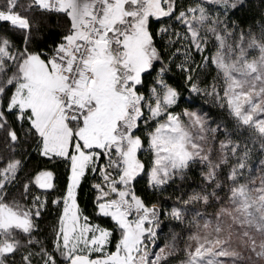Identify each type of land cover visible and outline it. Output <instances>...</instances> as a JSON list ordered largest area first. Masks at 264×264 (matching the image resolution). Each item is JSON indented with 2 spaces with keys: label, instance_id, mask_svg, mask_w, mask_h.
I'll return each mask as SVG.
<instances>
[{
  "label": "snow or ice",
  "instance_id": "obj_1",
  "mask_svg": "<svg viewBox=\"0 0 264 264\" xmlns=\"http://www.w3.org/2000/svg\"><path fill=\"white\" fill-rule=\"evenodd\" d=\"M205 3L222 11L213 16ZM243 6L244 0H201L187 8L176 0H0V264H168L180 250L181 264H264V174L258 186L245 176L249 141L264 152V24L256 33L229 23V10ZM54 16L61 31L41 48L37 35ZM165 17H175L183 34L168 26L154 31ZM157 35L169 36L167 51ZM181 41L187 48L177 67L188 90L228 113L223 126L211 111L201 115L202 107L176 111L181 93L164 74L181 49L168 52ZM193 48L201 54L196 68ZM251 52L258 55L250 59ZM154 61L161 67L146 82ZM202 67L216 70L211 90L200 87ZM239 129L247 133L243 147L233 140ZM209 134L213 141L224 137L215 160L213 148L204 147ZM145 140L147 162L138 158ZM25 145L39 157L61 160L59 187L53 171L39 164L25 171L31 159ZM229 151L236 162L224 172ZM197 162L203 186L170 211L149 207L133 187L146 176L145 194L163 192L185 181ZM89 172L91 214L78 196ZM49 190L56 198H48ZM225 199L232 210L221 208L215 223L205 219L212 214L196 212L189 222L196 232L183 249L173 233L156 250L160 216L183 223L189 205L206 210ZM49 205L56 213L44 244L33 233ZM98 218H110V226L94 223Z\"/></svg>",
  "mask_w": 264,
  "mask_h": 264
},
{
  "label": "trees",
  "instance_id": "obj_2",
  "mask_svg": "<svg viewBox=\"0 0 264 264\" xmlns=\"http://www.w3.org/2000/svg\"><path fill=\"white\" fill-rule=\"evenodd\" d=\"M23 2V0H22ZM201 0H176L177 7L187 8L189 6H194L197 3H200ZM204 7L209 9L210 13L214 16L218 11H222V9L218 8V6L205 3ZM221 19H225V17H221ZM227 19L229 23L235 22L236 24L240 25L241 28L247 29L250 26L252 27L253 31L258 33L261 24H264V0H244V6L242 8L237 9H230ZM242 22V23H241ZM56 18L55 16L50 21H45V27L41 34L37 35V41L41 48H45L49 46L52 42V39L55 38L53 35L61 31V28L56 26ZM162 26H168L169 31H180L183 34L184 29L181 28L179 22L175 20V17L172 19H168L167 17L162 18V24H153V30L158 31ZM49 28H51L52 32H49ZM237 33H239V28L237 29ZM176 37L172 36V40H175ZM214 39V38H213ZM169 40V36L164 35H157L155 37L156 44L161 48L162 51H167L164 48L165 42ZM19 43L20 41H16ZM183 45V47H182ZM211 48L212 52H215L216 49L212 48L211 42L208 45ZM176 48L181 49V54L176 55L172 58V62L170 65V70H168L164 74V79L170 85L176 87L178 91L181 93L179 99L180 107L176 109L177 112L182 111L183 109H200L203 108L204 112L211 111L213 117L216 118L217 123H220L223 126L226 123V118L228 120L231 117H228V113L226 111H221L220 107L217 104H214L212 98L204 97L203 94L196 95L195 93H190L189 88L190 85H187L182 74L180 73L179 68L177 67L178 64L185 60V56L183 52L187 48V45L181 41L180 44H177L175 47H171L170 51L168 52V56L176 51ZM252 53V52H251ZM211 53L205 52L204 55H210ZM191 59L195 61L192 64L193 68H196L198 64H201V54L196 52L193 48L191 50ZM162 62L165 65L169 64V60L166 57H162ZM191 62V60L189 61ZM155 70H149V74L144 75V80L146 82H151L153 77L156 76L157 72L161 67V62H155ZM216 75V70L214 67L209 68H201L200 75H199V82L200 87L204 88L208 86L211 90V85L213 84V77ZM143 90V89H142ZM222 94V93H221ZM143 125V121L140 122ZM210 127H216V124H210ZM145 131L143 127H141V132L137 134H142ZM247 133L244 132L243 129L237 130L235 136H233V140L236 141L237 138L243 147L244 140ZM209 143L207 144L208 148L212 147V157L213 160L220 155V141L224 139L223 136H219L213 141L212 134H209ZM146 140L144 142V146H146ZM248 147L251 149L250 158L247 162V167L245 169V176L249 179L251 175L257 171H264L262 168V163H264V152L260 150L259 144L255 146L249 141ZM25 149H28L31 152V159L30 161L26 159V168L25 171L31 169L33 164H39L41 168H46L47 170H51L54 173V183L59 187L61 185V181L63 179V173L65 171V165L61 162L60 159H48L39 157L38 153L34 150V148H29L28 145L24 146ZM142 155V152L140 153ZM229 159L230 163L227 167L224 168V172L229 171L231 168L232 163H235V158L231 156L229 151ZM201 165L199 162L193 164L191 166V171L187 173V179L185 181L177 180L171 186L167 187V189L163 192L157 191L153 194V190L148 188L147 194L143 192V189L147 187V178L145 176L144 179L139 180L137 183L133 185L136 189L138 195L144 196L145 200L148 202V206L151 207L152 205H157V207L163 208L165 210H169L174 206H180L181 201L180 198L188 199L189 195H191L195 191H199L200 188L203 186V181L201 179ZM23 175V173H21ZM89 179L83 181V187L78 190L79 196V204L81 209L86 210L88 214H91L93 211V203L91 202L95 196V193L90 191V185L93 183L91 180L92 174L89 172L87 173ZM143 175V173L141 174ZM223 179V177H221ZM241 182H244L243 180ZM51 192V190H49ZM221 196H224V192L219 193ZM43 198V195H42ZM49 199L56 198V192H51V195L48 197ZM228 206L227 200L225 199L222 203H214L212 207L204 209L202 203H194L188 206L187 216L183 223L175 221L170 217L160 216V225L158 228V237L156 241L155 247L158 248L160 246H164L167 241L171 240V234L178 233L179 239L177 241L178 248L183 249L185 247V242L188 240V237L196 232V228L194 224H190L189 222L193 220L196 212H207L212 215L205 216V219H213L215 213L219 212L221 208H225ZM62 208V204L60 205ZM55 213L56 209L55 206L49 205V209L47 212L44 213V219L40 221V228L38 232H34L33 235L37 240H40L42 243L47 244L51 238V225L55 220ZM94 223L99 222L106 226H110L111 221L110 218H98L93 220ZM203 223V220L200 221ZM38 250V249H33ZM18 258V257H17ZM185 258V253L180 250L173 253L172 257L169 258L168 264L177 263ZM38 259V258H37ZM35 264V261H34Z\"/></svg>",
  "mask_w": 264,
  "mask_h": 264
},
{
  "label": "rangeland",
  "instance_id": "obj_3",
  "mask_svg": "<svg viewBox=\"0 0 264 264\" xmlns=\"http://www.w3.org/2000/svg\"><path fill=\"white\" fill-rule=\"evenodd\" d=\"M210 4H212V3H210ZM213 5H215V4H213ZM216 6H217V5H216ZM255 55H258V52H252V53H250L249 58L251 59L252 56H255ZM194 110H196V109H194ZM201 115H203V112H201ZM138 135H139V134H138ZM146 143H147V140H146ZM204 147H205L206 149L208 148L207 145H204ZM148 149H149V145H148V143L146 144V146L143 145L142 149H141L140 151H138V158H140L142 161H145V162L149 161V160H150V155H151V154H150V152H149ZM141 152H142V155L140 154ZM262 174H264V171H257V172L254 173V175L252 174L251 177H250L249 179H250V180H255V181H256V184H257V186H258V184H259V178H260V176H261ZM146 178H147V177H146ZM225 208H228L229 211L232 210V209L229 208L228 206L225 207ZM223 219H224V222H225V223H230V222H231V217H229V216H224ZM211 220L213 221V223H215V216H214V218L211 219ZM258 242H259V241H258ZM149 246L152 247V245H149ZM162 247H164V246H160V247L156 248V250L159 251V249L162 248ZM233 247H235V244L233 245ZM238 250H239V249H238ZM242 255L245 256V257H247L248 253H247V252H242ZM182 261H183V260H181V261H179V262H177V263H174V264H181Z\"/></svg>",
  "mask_w": 264,
  "mask_h": 264
}]
</instances>
